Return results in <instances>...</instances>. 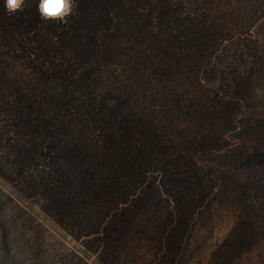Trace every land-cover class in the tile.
I'll return each mask as SVG.
<instances>
[{"label": "trees", "instance_id": "1", "mask_svg": "<svg viewBox=\"0 0 264 264\" xmlns=\"http://www.w3.org/2000/svg\"><path fill=\"white\" fill-rule=\"evenodd\" d=\"M39 3L0 0V177L86 263L182 264L200 214L250 199L233 166L264 158L237 95L264 67V0ZM247 201L233 250L264 221Z\"/></svg>", "mask_w": 264, "mask_h": 264}, {"label": "rangeland", "instance_id": "2", "mask_svg": "<svg viewBox=\"0 0 264 264\" xmlns=\"http://www.w3.org/2000/svg\"><path fill=\"white\" fill-rule=\"evenodd\" d=\"M237 95L249 98L248 111L253 118V131L249 135L264 136V67L250 88L239 90ZM233 167L234 174L243 176L245 172L250 199L229 204L219 199L200 214L195 219L182 264H264V221L249 242L252 248L243 244L241 251L233 250L238 246L235 229L239 217L245 216L242 211L248 206L247 200L254 202L264 195L258 187L264 181V158L245 163L244 170L243 164ZM78 250L82 252L79 242L41 212L38 204L23 198L0 177V264H98L91 254H85L89 260L86 263L77 255Z\"/></svg>", "mask_w": 264, "mask_h": 264}, {"label": "clouds", "instance_id": "3", "mask_svg": "<svg viewBox=\"0 0 264 264\" xmlns=\"http://www.w3.org/2000/svg\"><path fill=\"white\" fill-rule=\"evenodd\" d=\"M75 0H40L39 12L47 20H64L71 16ZM7 12L12 15L21 11L25 0H4Z\"/></svg>", "mask_w": 264, "mask_h": 264}]
</instances>
